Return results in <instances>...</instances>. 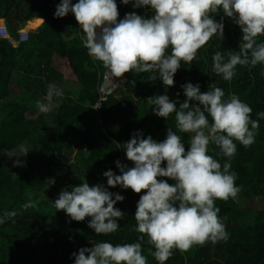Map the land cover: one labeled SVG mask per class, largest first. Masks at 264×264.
<instances>
[{"label":"trees","instance_id":"16d2710c","mask_svg":"<svg viewBox=\"0 0 264 264\" xmlns=\"http://www.w3.org/2000/svg\"><path fill=\"white\" fill-rule=\"evenodd\" d=\"M116 2L121 19L131 12L151 16L150 8ZM60 3L0 0V20L5 19L12 39L20 38L27 22L44 19L29 32L28 40L17 46L0 36V214L17 212L15 222L0 225V264H74L72 254L82 247L102 241L114 245L138 242L141 234L135 231V212L144 192L108 186L103 173L112 170L120 175L117 160L134 166L124 150L134 132L161 142L170 127L175 130V114L167 119L158 117L152 111L155 106L147 100L167 94L179 106L187 99L181 85L188 82L198 83L202 92L220 87L225 98L236 94L252 108L251 118L259 122V128L251 146L236 142L237 151L230 160L240 192L235 199L215 202L229 233L227 241L194 245L186 252L174 249L165 264H264V118L258 115L264 112V64L238 65L231 81L213 71L215 52L227 56L228 51H240V27L222 11L212 14L216 21L223 20L224 36L214 35L192 62H181L173 86L151 79L158 73L128 72L121 85L105 93L102 87L107 69L88 55L74 14L54 16ZM258 42H264V36ZM70 79L75 90L63 93L52 112H39L36 102L44 99L47 86L55 84L63 91ZM179 135L184 137L186 148L189 134ZM209 154L221 165L228 161L213 144L209 145ZM15 161H20V166ZM52 179L55 183L50 182ZM158 179L174 183L167 177ZM85 181L90 186L102 184L125 197L116 204L125 213L118 220L120 228L116 232L97 234L88 227L90 217L74 221L55 208L61 190L71 191V186ZM29 200L35 207L25 209ZM256 203L260 207H255ZM154 251L145 237L142 254L148 264H158L151 254Z\"/></svg>","mask_w":264,"mask_h":264},{"label":"clouds","instance_id":"9594fccd","mask_svg":"<svg viewBox=\"0 0 264 264\" xmlns=\"http://www.w3.org/2000/svg\"><path fill=\"white\" fill-rule=\"evenodd\" d=\"M122 3L137 9L150 8L151 16L131 12L121 19L116 0L76 3L61 0L54 13L56 18L74 14L84 34L83 46L89 56L102 62L107 77H123L128 72L158 73L151 79L173 86L181 62H192L214 35L224 36L223 20L218 22L212 15L220 11L240 27L242 44L240 51H228L227 56L215 52L213 71L231 81L238 65L264 64V42H258L264 36V0H122ZM181 88L187 99L179 106L167 94L147 100L155 106L152 111L158 117L167 119L175 114V130L170 127L161 142L151 135L145 138L142 132H134L124 144L126 157L134 166L117 160L120 175L112 170L103 173L108 186L144 192L135 212V231L141 234L138 242L114 245L102 241L82 247L72 254L74 264H148L142 254L145 237L154 246L151 254L155 260L165 264L174 249L186 252L194 245L229 238L215 202L235 199L240 192L230 160L237 151L236 142L244 147L255 142L259 122L251 118L252 108L246 102L236 94L225 98L220 87L202 92L198 83L188 82ZM62 96L61 89L49 84L44 99L36 102L37 109L43 114L52 112ZM258 115L264 118V112ZM179 133L190 136L187 151ZM210 144L219 147L228 161L221 165L209 154ZM161 177L174 183L158 179ZM50 182L55 183L54 179ZM124 199L102 184L90 186L85 181L71 186V191L61 190L54 206L74 221L90 217L88 227L107 235L120 228L118 220L125 213L116 204ZM29 207H35L31 200L24 205L25 209ZM16 216V211H4L0 214V225L9 220L15 222Z\"/></svg>","mask_w":264,"mask_h":264},{"label":"rangeland","instance_id":"374dc122","mask_svg":"<svg viewBox=\"0 0 264 264\" xmlns=\"http://www.w3.org/2000/svg\"><path fill=\"white\" fill-rule=\"evenodd\" d=\"M3 23H5V22L4 21H0V24H3ZM28 23L30 24V22H28ZM28 23H26L27 25L25 24V26H23L22 30H25V31H28V32L36 30L37 27H33L32 28V25H31L34 22H31V24H30L31 26ZM124 81H125V77L124 76L123 77H115L113 79L111 77H107L106 76V78H105V86L115 89L116 86L121 85ZM75 87H76V85L74 84L73 79L66 80L65 85H64V89H63V93L69 94L73 90H75ZM189 139H190V137L188 138L187 141H189ZM189 147H190V145L188 143L187 147H186V150H188ZM255 207H260V204L256 203Z\"/></svg>","mask_w":264,"mask_h":264},{"label":"built area","instance_id":"2783aa9c","mask_svg":"<svg viewBox=\"0 0 264 264\" xmlns=\"http://www.w3.org/2000/svg\"><path fill=\"white\" fill-rule=\"evenodd\" d=\"M0 36L4 37V38H9L11 40V42L14 45L17 46L21 42H24V41L28 40L29 32L25 31V30H21L20 31V38L18 40L12 39L11 36H10L9 29H8L6 23H3V24H0ZM113 90H114L113 88L106 87L105 84L102 87V91L105 92V93H111Z\"/></svg>","mask_w":264,"mask_h":264},{"label":"bare ground","instance_id":"6f19581e","mask_svg":"<svg viewBox=\"0 0 264 264\" xmlns=\"http://www.w3.org/2000/svg\"><path fill=\"white\" fill-rule=\"evenodd\" d=\"M28 23V22H27ZM42 23V19H37V20H34V23L33 24H31V22H30V24L32 25V28L33 27H38L40 24ZM29 24V23H28ZM29 24V25H30ZM27 25V24H26ZM30 25V26H31ZM29 28V27H28ZM37 29V28H36Z\"/></svg>","mask_w":264,"mask_h":264},{"label":"crops","instance_id":"0c3cea01","mask_svg":"<svg viewBox=\"0 0 264 264\" xmlns=\"http://www.w3.org/2000/svg\"><path fill=\"white\" fill-rule=\"evenodd\" d=\"M37 19H42V23L44 22V19L41 18V17L34 18L33 20H31V21H29V22H34V20H37ZM0 21H4V22H5V19H1ZM42 23H41V24H42ZM41 24H40V25H41ZM40 25H39V26H40ZM39 26H38V27H39ZM38 27H37V28H38Z\"/></svg>","mask_w":264,"mask_h":264},{"label":"water","instance_id":"95a60500","mask_svg":"<svg viewBox=\"0 0 264 264\" xmlns=\"http://www.w3.org/2000/svg\"><path fill=\"white\" fill-rule=\"evenodd\" d=\"M126 80V79H125Z\"/></svg>","mask_w":264,"mask_h":264}]
</instances>
